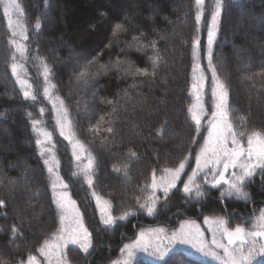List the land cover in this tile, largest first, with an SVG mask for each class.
<instances>
[{
  "label": "trees",
  "instance_id": "obj_1",
  "mask_svg": "<svg viewBox=\"0 0 264 264\" xmlns=\"http://www.w3.org/2000/svg\"><path fill=\"white\" fill-rule=\"evenodd\" d=\"M19 3L27 30L30 23L36 54L50 69L54 93L67 109L70 129L86 153L96 158L92 188L81 177H69L66 166L67 177L62 173L93 243L90 254L70 247V264H109L141 228H165L166 224L174 227L177 224L173 222L186 219L222 216L229 228L241 225L255 230L256 218L264 210V182L259 173L245 187L247 201L235 195L221 199L224 186L213 189L203 182L201 197H196L195 188L185 195L183 184L178 183L179 191L173 190L167 205L160 195L163 200L153 215L147 216L139 208L151 191L145 186L151 184L153 170L159 173L164 168H174L190 149L199 150L192 143L195 123L188 112L193 99L192 41L195 37L202 42L203 35L195 21V0ZM223 3L213 64L227 86L230 119L246 134L264 131V0ZM4 4L0 0V200L5 201L0 207V264H19L51 238L58 227V214L52 178L32 127V119H39L40 105L24 99L12 74L11 65L19 56L10 43L15 37L8 26ZM37 21L39 30L35 29ZM116 23H124L126 31L113 36ZM152 41L155 50L150 46ZM155 55L161 59L154 76L131 74L137 67L151 72L150 58ZM77 59L81 65L95 61L82 79H77L82 70L76 67ZM108 127L113 131L108 132ZM196 139L200 144L201 138ZM131 152L136 156L132 157ZM193 161L190 158L186 173L192 169ZM185 178L182 175V180ZM93 191L109 201L113 217L125 211L134 214L117 220L114 226L104 225L95 208ZM14 225L22 235L13 238ZM132 264L222 263L175 250L158 262L140 258Z\"/></svg>",
  "mask_w": 264,
  "mask_h": 264
},
{
  "label": "snow or ice",
  "instance_id": "obj_2",
  "mask_svg": "<svg viewBox=\"0 0 264 264\" xmlns=\"http://www.w3.org/2000/svg\"><path fill=\"white\" fill-rule=\"evenodd\" d=\"M235 4L236 0H232ZM205 0H195L196 15L195 21L199 25L205 14ZM224 8L223 0H215L214 8L211 11L210 21L207 23V51L206 56L208 60V69L211 71V94L214 100L215 110L211 113V119L207 122V127L202 124V119L207 114L205 112L203 103L199 93L204 88L207 77L203 75V69L199 63H194L192 68L193 83L191 85L192 94L195 96V103H193L188 112L190 118L195 123L194 133L192 137V143L198 146V151L190 149L188 155H185L178 163V166L174 168H164L162 173L157 179L156 170H153L152 180L150 185H146V190L151 189L147 195L144 203L139 204L141 210H146L148 215H153L156 211V204L160 197L156 196L157 191L163 193L165 205L170 200V195L173 194V190L177 189V184H183V194L190 195L193 188H195L196 197H201L203 192L201 191V184L197 183L198 178L202 179L204 183L211 186L213 189L224 188L221 192V199L225 195L231 197L235 195L237 198L247 201L249 199V193L245 191L246 185L253 180V178L259 173L261 175V181L264 182V131H252L246 134V132L235 127L230 119V110L228 108V91L226 84L220 80L217 75V69L213 64V45L217 40L218 32L221 26V11ZM10 10H15L21 15L23 10L17 0H7L4 4V14L9 17L8 26L10 29L13 27V22L9 16ZM103 16L104 13L101 12ZM127 19V17H125ZM19 26V25H17ZM41 25L39 21L35 24V29L39 30ZM126 31L124 23H116L112 28L113 36L118 35L121 32ZM18 33L13 30L12 36L16 37ZM19 35L24 41L28 40L26 30L22 29ZM143 35V33L141 34ZM133 39H138L134 37ZM15 48L16 52L21 57L27 59V45L18 42L16 39L10 41ZM193 60L199 59V53L201 51V41L198 38H193ZM153 50L156 48L155 41L150 45ZM141 47H144L143 45ZM139 50V49H138ZM161 57L155 55L150 58L152 71L149 72L148 68H136L131 74L133 76L147 77L149 75H155V69L158 67V62ZM13 61H15V54L13 55ZM94 60L88 61L86 64L81 65L77 59V68L82 70L77 76V79H82L88 75L89 66L94 64ZM120 61H117L119 64ZM23 65H18L13 62L11 65L12 74L16 76L17 82L23 90V96L25 100L36 101L37 95L31 91V85L28 81L22 78L18 74V68H22ZM104 66L102 65L101 68ZM200 75L197 76V73ZM45 79L50 73V69L45 64L44 66ZM261 75H264L262 73ZM251 79V77H249ZM54 87V86H53ZM44 95L50 99L49 88H44ZM57 99H59L57 97ZM111 103V101H108ZM53 108L57 109V105L53 103ZM59 108L63 110L64 115L61 117L58 115L56 120V127L59 130V134L68 140L73 147V156L76 161L80 162V172L72 173V176L82 175L89 188H92L93 177L96 170V158L87 153L84 157L87 160L85 164L82 160L86 149L85 146L78 140L73 141L72 134L65 133L64 121L67 119V109L63 106V101H60ZM45 109H40L43 114ZM31 118V114L29 113ZM104 118L101 117V120ZM70 124V122H69ZM41 125L40 120L32 119V127L34 132L37 133L38 138L35 143L41 148L40 155L44 156L46 152H51V149L45 148L44 145L52 140V132L47 129L39 127ZM163 127V126H162ZM108 132H112L113 129L108 127ZM202 131L207 132L206 138L201 135ZM42 137V138H39ZM196 137L203 139V144H199ZM55 147V145H53ZM79 149V152L77 151ZM130 155L135 157L136 154L131 152ZM190 158L195 160V168L191 170L190 174L185 172L186 167H190ZM44 164L48 166L47 171L53 177L51 187L54 193L53 202L56 204L58 210L59 226L56 231L51 233V239L46 238L43 244L37 249L42 257H44L45 264H70L68 259L67 249L69 245L78 246L83 253L90 254L89 250L93 248L92 233L89 232L88 227L85 226L84 216L81 214L80 209L76 205V201L68 195L69 185L56 174V170L59 166V161L55 159L54 153L48 158L44 159ZM127 166L125 165V168ZM115 169V166H114ZM119 171V169H115ZM182 175H187V180H182ZM92 196L95 198L97 205L100 207L101 220L106 226H114L117 220H125L128 216L133 215L131 211H125L119 217H113L110 210V203L107 200H103V197L92 192ZM139 203V197H137ZM5 205V201L0 200V207ZM204 222L209 223V218L205 217ZM217 225L216 229L212 232V239L210 245L214 246L216 250H222L223 255H220L219 251H214L209 247V242L204 239V232L201 231L200 226L194 221H185L181 223L178 231H174L171 236V240L178 241L180 244L191 245L197 251L205 256H211L214 259L222 261V264H264V243H258V239L264 238V210L260 211L259 217L256 218V223L253 225L255 230H246L243 226L237 225L234 229H230L227 226V221L223 218H218L214 221ZM187 229V231H186ZM157 233L156 238L159 239V233H162L164 229L150 230ZM219 233V239L217 238ZM17 235H22L20 229L15 225L12 227L13 238ZM148 233L141 231L138 237L132 241V243L124 244L120 250L121 253H127L128 259L114 260L112 264H129V259L134 257L135 252L149 251L153 247L150 240H146ZM227 241L226 243L224 241ZM172 250L169 246L166 250L157 249L154 253L157 259L164 260L168 253ZM19 264H40V261L35 255L29 254L26 261H20Z\"/></svg>",
  "mask_w": 264,
  "mask_h": 264
},
{
  "label": "rangeland",
  "instance_id": "obj_3",
  "mask_svg": "<svg viewBox=\"0 0 264 264\" xmlns=\"http://www.w3.org/2000/svg\"><path fill=\"white\" fill-rule=\"evenodd\" d=\"M4 2L6 3L7 0H4ZM17 2L19 3V0H17ZM214 3L215 0H205V14L204 17L201 20V23L199 24L201 26V31H202V42H201V51L199 53V59L197 61H194V63H199L201 66V69H203V75L205 77H207L205 84H204V88L201 90V92L199 93L200 97H201V101L203 103L205 112L207 113L204 118L202 119V124L205 125V127H207V122L211 119V113L215 110L214 108V100L211 94V87H212V80H211V71L208 69V60H207V56H206V51H207V23L208 21H210V16H211V11L214 8ZM20 4V3H19ZM21 7V6H20ZM23 14H24V10H23ZM9 16L13 22V27H12V31L15 30L18 35L15 37V39L22 43L27 45L28 51H27V59L23 58L20 56L19 53V59L17 61L18 65H23L22 68H18V74L26 79L28 81V83L31 85V91L34 92L37 95V99L36 101H34L35 103H38L40 105V109L43 107L45 109L44 113L39 115V119L41 121V125H39V127L47 129L48 131L52 132V140L51 142H48L44 145L45 148L51 149V152H46L44 155V159L48 158L50 155H52L54 153L55 155V159L59 161V166L56 170V174H58L62 179H63V174L67 177V175H69V177H71L72 179H76L77 177L82 179V182L84 184L87 185L85 179L83 178L82 175H78V176H72V173H79L80 172V162L75 160V157L73 156V147L72 144L69 143L68 140L64 139L63 136H61L59 134V130L56 127V120L59 116H63V110L59 108V104H60V100L57 99V96L55 95V91L53 89V85L49 79V75L47 77V80L45 79V73H44V66L42 64V62L39 60L35 48H34V35L33 33L30 34V23L28 26V30L26 29L27 27V20L25 21V19H23L22 15L20 13H18L15 10H10ZM27 16V15H26ZM9 19V17H8ZM20 22V23H19ZM23 22V23H21ZM18 23L21 26V29L18 28ZM22 29L26 30V34L28 35V40L24 41L22 39V37L19 35V33L21 32ZM200 75V72L197 73V76ZM16 77V76H15ZM193 83V80H192ZM47 87L49 88V94H50V98H51V102L49 98H46L44 95V88ZM191 93H192V89H191ZM193 95V94H192ZM31 101V100H30ZM53 103H55L57 105V109L53 108ZM195 103V96L193 95V99H192V104ZM191 104V105H192ZM67 119L64 121L65 124V133L66 134H72L73 136V141H77V138L75 137V135L73 134V132L70 129V124H69V118L68 115L66 113ZM201 135L203 137L206 138L207 136V132L206 131H202ZM42 138V137H39ZM201 145L203 144V139H201L200 141ZM53 145H55V147H53ZM40 148V147H39ZM41 151V148H40ZM77 151L79 152V149H77ZM87 155V153L85 152L84 156H82V160L83 162L86 164L87 160L84 158ZM194 160V158H193ZM64 166H66V171H68L67 173H65L64 171ZM46 167L48 168V166L46 165ZM195 168V160L193 161V167L192 169ZM191 169V170H192ZM191 170L187 173L190 174ZM64 172V173H63ZM63 173V174H62ZM162 172L156 173L157 175V179H159L160 175ZM67 174V175H66ZM50 175V174H49ZM50 177L53 179V177L50 175ZM64 180V179H63ZM187 180V175L185 178V181ZM198 178L197 183L201 184L202 182L204 183V181ZM64 182L66 183V181L64 180ZM206 184V183H205ZM88 186V185H87ZM226 187V186H224ZM194 189V188H193ZM68 191V195L71 197L69 189ZM53 194V200H54V193L52 191ZM163 193L161 191H157L156 192V196L160 197V195H162ZM72 198V197H71ZM94 198V197H93ZM163 198L160 197V199L157 201V204L159 201H162ZM94 202H95V208L96 211L99 214L100 220H101V211H100V207L103 206V201H101V205L98 206L97 202L94 198ZM156 204V205H157ZM55 205V209L57 211L58 214V210ZM77 205V203H76ZM77 207L79 208V206L77 205ZM80 209V208H79ZM80 212L81 209H80ZM82 214V213H81ZM145 214L147 216H150L147 214V211L145 210ZM205 217L209 218V223H205L204 219ZM199 220H183L181 222H173V224H177V226L173 227L172 224L171 226H169L168 224H166V227H162V226H156V227H143L141 228L138 233L137 236L134 239H130L128 240L125 244H129L132 243L133 240H135L139 233L141 231H145L148 233V236H146V240H150L153 247L149 249V251L145 252V251H136L134 254L133 258L129 259V264H132L135 260L137 259H145L148 261H153V262H158L161 261L159 259H157L155 254H149L150 252H155L157 249L159 250H166L169 246H171L172 250L168 253L170 254L171 252L175 251V250H182L183 252H185L186 254L195 256V257H200L206 260H211L214 262H219L222 263V261H219L217 259H214L211 256H205L202 253H200L199 251H197L195 248L191 247V245H187V244H180L178 243V241L175 240H171V236L172 233L174 231H178L180 228L181 223L185 222V221H194L197 225L200 226L201 231L204 232V239L209 242V247L214 250V251H219L220 255H223L222 250H216L214 246L210 245V241L212 239V232L216 229L217 225L214 223V221L218 218H223L222 216H205ZM102 221V220H101ZM58 226H59V220H58ZM86 226V225H85ZM168 227V228H167ZM230 228V229H234ZM159 229H164V231L162 233H159V239L156 238L157 233L150 231V230H159ZM187 231V229H186ZM217 238L219 239V233H217ZM51 239V238H50ZM225 243L227 242L226 240L224 241ZM258 243H264V238L262 239H258ZM124 246V245H123ZM70 247H74V248H78L80 249L78 246H72L69 245L68 249ZM123 248V247H122ZM121 248V249H122ZM67 249V250H68ZM120 249V250H121ZM81 250V249H80ZM119 250L118 255L116 256V258H114L112 261L114 260H122V259H128L127 257V253H121V251ZM35 256L37 257V259L40 261V264H45V260L44 257H42L40 255L39 252H37L35 254ZM112 261L109 262V264H112Z\"/></svg>",
  "mask_w": 264,
  "mask_h": 264
}]
</instances>
